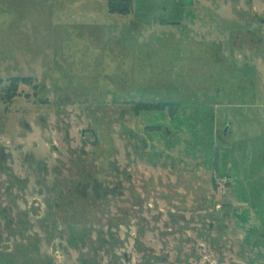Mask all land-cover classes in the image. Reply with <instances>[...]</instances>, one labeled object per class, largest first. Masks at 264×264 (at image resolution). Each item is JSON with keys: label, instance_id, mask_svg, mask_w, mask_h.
I'll use <instances>...</instances> for the list:
<instances>
[{"label": "rangeland", "instance_id": "374dc122", "mask_svg": "<svg viewBox=\"0 0 264 264\" xmlns=\"http://www.w3.org/2000/svg\"><path fill=\"white\" fill-rule=\"evenodd\" d=\"M131 6L0 0V264H264V0Z\"/></svg>", "mask_w": 264, "mask_h": 264}, {"label": "trees", "instance_id": "16d2710c", "mask_svg": "<svg viewBox=\"0 0 264 264\" xmlns=\"http://www.w3.org/2000/svg\"><path fill=\"white\" fill-rule=\"evenodd\" d=\"M105 1L107 2L108 12L110 14L127 15L131 11V7H132L131 5H132L133 0H105ZM31 80H32L31 78H24V77H22V78H18V77L11 78L10 79V85L6 91L7 96L8 97H14L19 84L30 85ZM137 108L141 109V110H146V111H153V110L158 109V107H156V108L149 107V106L143 107V106H139V105ZM142 108H144V109H142ZM170 110H172V109H169V111ZM175 111L171 115L177 114Z\"/></svg>", "mask_w": 264, "mask_h": 264}, {"label": "water", "instance_id": "95a60500", "mask_svg": "<svg viewBox=\"0 0 264 264\" xmlns=\"http://www.w3.org/2000/svg\"><path fill=\"white\" fill-rule=\"evenodd\" d=\"M228 127H229V125L228 126L226 125V127L224 129V132H223L224 134L226 133V130H227Z\"/></svg>", "mask_w": 264, "mask_h": 264}, {"label": "flooded vegetation", "instance_id": "af4514ba", "mask_svg": "<svg viewBox=\"0 0 264 264\" xmlns=\"http://www.w3.org/2000/svg\"><path fill=\"white\" fill-rule=\"evenodd\" d=\"M11 78H16V77H11ZM19 78V77H18ZM9 82V85H10V80L8 81ZM9 85H8V87H9ZM7 91V90H6ZM224 132V131H223ZM224 134V133H223ZM225 135V134H224Z\"/></svg>", "mask_w": 264, "mask_h": 264}]
</instances>
